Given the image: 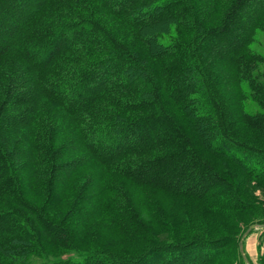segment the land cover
I'll return each instance as SVG.
<instances>
[{
	"label": "trees",
	"instance_id": "16d2710c",
	"mask_svg": "<svg viewBox=\"0 0 264 264\" xmlns=\"http://www.w3.org/2000/svg\"><path fill=\"white\" fill-rule=\"evenodd\" d=\"M259 33L264 0H0V264H248L240 237L264 226V209L240 187L264 186V147L234 125L264 138ZM226 83L240 94L235 117ZM123 181L224 215L233 230L158 237L142 218L170 220L135 212ZM81 215L91 239L94 216L137 250L83 248Z\"/></svg>",
	"mask_w": 264,
	"mask_h": 264
},
{
	"label": "rangeland",
	"instance_id": "374dc122",
	"mask_svg": "<svg viewBox=\"0 0 264 264\" xmlns=\"http://www.w3.org/2000/svg\"><path fill=\"white\" fill-rule=\"evenodd\" d=\"M219 15V14H218ZM110 19V18H108ZM113 21L112 19H110ZM108 22V21H107ZM110 25V22H108ZM256 48H264V34L259 33V42L254 45ZM221 62V61H220ZM222 63L219 64V66ZM259 72H263L262 67L259 68ZM223 98L228 99V110L231 114V117H235V115L240 113V94L236 86H230L226 83L222 87ZM247 100L245 103L247 104ZM244 122H236L234 125L237 130L238 136L241 138L251 139L257 145L264 147V138H260L255 135V133L249 132L246 126L243 124ZM200 154H204L206 159L214 164V166L221 168L220 165H226V168L233 172V174L238 175V180H243V172L240 171L237 167L229 164L226 160H222L220 158H215L210 154L205 153L200 146L196 147ZM244 155V154H243ZM246 159L249 156L244 155ZM94 167L90 164H86L83 167L82 172L78 173V177L72 181L74 186L82 184V181L85 177L89 175V171L91 172ZM244 180L241 183L240 193L247 198L249 201H256L262 205L264 209V186L259 185L251 181L249 185L248 182ZM245 182V183H244ZM124 190L122 196L125 197L130 206L135 210V212L140 213L145 210L154 209L156 212H161L163 216L166 217L167 220H170L171 227H161L157 225L156 222L152 221L149 216L143 217L144 222L153 230L154 234L161 238H171V236H187L192 234H209V235H217L222 233V231H232L233 228L230 225V218L224 215H218L212 213L206 208H202L198 205L186 204L182 203L177 204L174 199L166 197L164 194L157 192L152 189L140 188L134 184H131L128 181H123ZM30 189L33 190V187ZM31 190V191H32ZM29 193V197H34L33 193ZM74 189L69 190L68 196L73 194ZM124 199V198H123ZM66 207L62 206V210ZM146 212V211H145ZM259 213V211H257ZM256 211L247 212L242 215H237L238 223L235 224L237 226H244L246 222L252 219L257 215ZM79 217L78 224L76 222L75 227L79 232L76 233V238L78 239V243L83 248L90 247L96 245V243H104L110 245L111 250L119 251V252H129L132 249V253H134L138 247L131 246L129 243H125L120 241L115 235L110 232V229L106 228V224L102 221V218L92 217L90 220V226L93 227L96 231V239L90 238L84 233V227L82 228L83 215ZM162 217V216H161ZM68 225V224H67ZM255 227L251 228L242 241L243 250L247 254L251 264H264V258L261 259L262 254L264 253V226L261 224L255 223ZM69 227V226H68ZM169 228V229H168ZM92 242H91V241ZM46 249L55 255L66 256L70 252L64 251L61 249H57L49 244H46ZM263 257V256H262ZM33 260H37L36 257L32 256L31 258L26 259V263H31Z\"/></svg>",
	"mask_w": 264,
	"mask_h": 264
},
{
	"label": "water",
	"instance_id": "95a60500",
	"mask_svg": "<svg viewBox=\"0 0 264 264\" xmlns=\"http://www.w3.org/2000/svg\"><path fill=\"white\" fill-rule=\"evenodd\" d=\"M255 226H256L255 224H251V225L246 229V231L242 234V236L240 237V241H239V250H240V253H241L242 257L247 261L248 264H250V263L248 262L247 257H246V255H245V252H244V250H243L242 241H243L244 237L246 236L247 232H248L251 228H253V227H255Z\"/></svg>",
	"mask_w": 264,
	"mask_h": 264
}]
</instances>
